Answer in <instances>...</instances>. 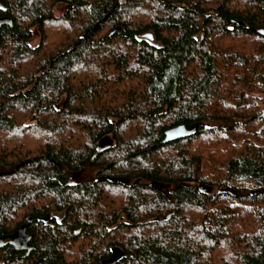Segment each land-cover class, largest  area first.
Here are the masks:
<instances>
[{"label": "trees", "instance_id": "trees-1", "mask_svg": "<svg viewBox=\"0 0 264 264\" xmlns=\"http://www.w3.org/2000/svg\"><path fill=\"white\" fill-rule=\"evenodd\" d=\"M0 17V264H264V0Z\"/></svg>", "mask_w": 264, "mask_h": 264}, {"label": "water", "instance_id": "water-1", "mask_svg": "<svg viewBox=\"0 0 264 264\" xmlns=\"http://www.w3.org/2000/svg\"><path fill=\"white\" fill-rule=\"evenodd\" d=\"M0 22L4 23V22H9V21L5 17H0ZM259 31L261 33H264V30H262V29H259ZM145 35L148 36V37H150V38H152V34L151 33H146ZM259 115L264 117V108L261 109ZM261 127H264V122H263V124H262ZM184 132H185V127L184 126H178L176 128H171L167 132V137L170 139V138L175 137V136H178V135H180V134H182ZM165 140H168V139H165ZM29 221H31V219H29ZM24 229H25V225H22L21 227L18 228L17 232L20 233ZM28 251L26 252V255L28 254ZM121 255H122V251L120 249H118V248H115V249H113L112 254L108 258L102 260L101 264H115L116 260Z\"/></svg>", "mask_w": 264, "mask_h": 264}, {"label": "rangeland", "instance_id": "rangeland-1", "mask_svg": "<svg viewBox=\"0 0 264 264\" xmlns=\"http://www.w3.org/2000/svg\"><path fill=\"white\" fill-rule=\"evenodd\" d=\"M66 6H67L66 4L61 3V2L56 3L55 6H54V9H53L54 14L58 15V14L62 13L66 9ZM38 42H39V33L36 30V28H34L32 37L30 38V43L32 45H35ZM263 97H264V95H263ZM86 171H87V169H85L81 175H84V173H86ZM79 176L80 175H76L74 177V179H77ZM153 184L155 186L160 187L164 191H167L170 188V185L169 184H165V183L154 182ZM60 214H61V212H59V211H55V210L52 211V215L60 217Z\"/></svg>", "mask_w": 264, "mask_h": 264}, {"label": "flooded vegetation", "instance_id": "flooded-vegetation-1", "mask_svg": "<svg viewBox=\"0 0 264 264\" xmlns=\"http://www.w3.org/2000/svg\"><path fill=\"white\" fill-rule=\"evenodd\" d=\"M9 241L12 242L16 247L19 244V247L23 248L27 247L28 244V237L26 234L25 229L20 232V234L14 233L10 238ZM23 244V245H22Z\"/></svg>", "mask_w": 264, "mask_h": 264}]
</instances>
